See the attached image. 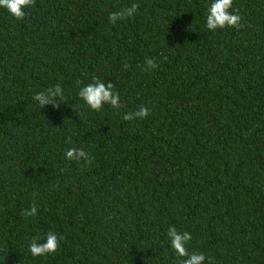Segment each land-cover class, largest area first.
<instances>
[{
    "label": "trees",
    "instance_id": "16d2710c",
    "mask_svg": "<svg viewBox=\"0 0 264 264\" xmlns=\"http://www.w3.org/2000/svg\"><path fill=\"white\" fill-rule=\"evenodd\" d=\"M210 3L35 0L20 20L0 8V264H178L170 225L214 264H264V0H233L241 27L216 31ZM93 78L114 83L119 109L79 97ZM57 83L67 101L40 108L34 94ZM73 146L92 163L66 159ZM49 231L60 247L33 257Z\"/></svg>",
    "mask_w": 264,
    "mask_h": 264
},
{
    "label": "clouds",
    "instance_id": "9594fccd",
    "mask_svg": "<svg viewBox=\"0 0 264 264\" xmlns=\"http://www.w3.org/2000/svg\"><path fill=\"white\" fill-rule=\"evenodd\" d=\"M35 0H0V8L6 9L15 19L20 20L26 16L25 9L31 7ZM233 0H211L207 10L206 26L211 31L223 29L225 27H241V15L238 12H232ZM138 9V4L133 3L129 7L122 8L118 11L108 14L109 22L115 24L118 20L131 18ZM128 68V64L124 65ZM158 68V64L153 58H145L144 69L151 71ZM79 84L80 82L77 81ZM115 85L111 81H101L98 78H93V82L83 85L79 88V97L94 111H100L105 104L119 109L121 107L120 96L118 92H114ZM38 102L40 108L51 104L54 108L59 107V101H67L64 99L62 86L57 83L43 91L36 92L32 97ZM149 108L146 106L139 107L134 112H128L123 115V119L130 121L135 118L143 119L149 114ZM72 143L71 138L67 141ZM65 158L81 162V167H87L92 163L90 155L82 148L75 146L68 148L65 153ZM23 216H36L37 205L33 202L28 208L22 211ZM170 247L175 254L182 259L178 264H214L213 257H205V254L198 251H190L188 243L192 239L191 233L187 231H178L175 226H169L167 230ZM63 235H58L55 231H49L45 236L33 237L28 245V251L33 257H43L47 254L54 253L60 247V241L63 240Z\"/></svg>",
    "mask_w": 264,
    "mask_h": 264
}]
</instances>
